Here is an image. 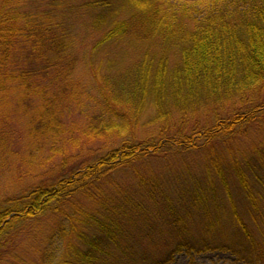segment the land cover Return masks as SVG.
Here are the masks:
<instances>
[{"label":"trees","instance_id":"1","mask_svg":"<svg viewBox=\"0 0 264 264\" xmlns=\"http://www.w3.org/2000/svg\"><path fill=\"white\" fill-rule=\"evenodd\" d=\"M259 85L264 0H0V264H264Z\"/></svg>","mask_w":264,"mask_h":264},{"label":"rangeland","instance_id":"2","mask_svg":"<svg viewBox=\"0 0 264 264\" xmlns=\"http://www.w3.org/2000/svg\"><path fill=\"white\" fill-rule=\"evenodd\" d=\"M183 1H195V0H183ZM130 58H133V56H130ZM76 74L81 75L82 71H80V69H77V71L75 72V75ZM84 84L86 86L87 83L85 82ZM88 93H90V90H88ZM259 100H264V85L263 86L259 85L258 87L254 88L253 92L248 94L246 101H244V103L242 105L240 104L239 100L236 98L233 101L226 104L225 106L217 107L216 110L218 113V117H225V116H227L226 114H231L233 112L232 110H234V109H239V112H246L247 110L248 111L252 110L254 105L257 104V102ZM79 109L81 110L82 108L77 109L75 107H71L73 115L68 116L66 119V124L69 123L68 124L69 130H72L71 126L77 124L76 130H77L78 134H74L72 137H70V140H72L73 143L76 140H78V143L75 147H71L69 144L67 146V148H69V149L65 150L63 153V154H65V153L70 154L71 153L75 156V158L71 162L78 161V160H80L82 162L84 160V158H82V157L90 154V152H88V150L95 148L98 144L97 142L95 143V142L87 141V139L82 135L83 123H84L86 113H84V111H82L80 114ZM77 120H80V122ZM193 120H195V118H193ZM257 128L249 129L246 132L245 137L240 136L242 141L245 140V143L246 142L248 143L251 139L252 140L257 139V135L254 133V132L258 131V130H256ZM188 131L189 130H186V132H188ZM22 133H24V132H22ZM79 134H81L83 136L81 139H80ZM242 141H241V143H242ZM47 149L48 148H42L41 151L43 152V154L45 156L44 161L46 160V161H50V162L47 163L44 167H40V168L34 167L31 169V171L43 173V172H48V169L52 170L56 167L58 162L54 161V160H50L49 156H51L52 154ZM37 152H39V151H36L35 153H37ZM97 155L100 156L99 152H97L94 155V158H97ZM189 157H190V159L193 158L191 155H189ZM29 159H32V157H30ZM29 159L27 161L28 162L27 165L28 164L30 165L31 164L30 162H32V160L30 161ZM188 161L191 162V160H188ZM173 162H175V161L162 160V164L164 167L168 164L170 166V163H173ZM23 163H24V161H23ZM1 186H2V184L0 185V188H1ZM27 232H28V228L26 229V231L21 232L18 236L14 237L15 239L18 240V242H16V244L18 243L17 246L23 245V242H26L25 245L29 246V244L31 242H28V240L23 241V236L25 235V238H26ZM234 260H235L234 257L231 256L229 253L220 252V251H210V252H205V253H201V254H196L194 256H190L189 254L184 253V252H179V253L174 254L172 256V260L167 264H231Z\"/></svg>","mask_w":264,"mask_h":264}]
</instances>
